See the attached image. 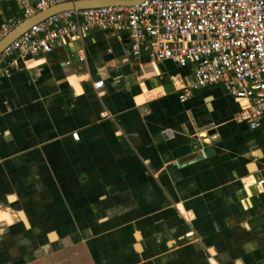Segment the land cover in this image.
Wrapping results in <instances>:
<instances>
[{
  "label": "crops",
  "instance_id": "crops-1",
  "mask_svg": "<svg viewBox=\"0 0 264 264\" xmlns=\"http://www.w3.org/2000/svg\"><path fill=\"white\" fill-rule=\"evenodd\" d=\"M130 46L95 28L1 71L0 264H264V117Z\"/></svg>",
  "mask_w": 264,
  "mask_h": 264
},
{
  "label": "built area",
  "instance_id": "built-area-1",
  "mask_svg": "<svg viewBox=\"0 0 264 264\" xmlns=\"http://www.w3.org/2000/svg\"><path fill=\"white\" fill-rule=\"evenodd\" d=\"M62 1L67 0L28 4L23 17L0 27V39L24 19ZM95 28L113 30L122 39L126 35L129 54L138 55L145 46L155 61L191 66L182 99L193 89L222 85L240 102L235 118L253 129L259 126L264 117V0H144L56 12L33 23L0 51V74L19 57L52 52L59 40L83 37ZM174 82L181 84L182 79ZM103 84L99 81L95 87ZM173 134L165 131L166 137ZM73 137L78 139V133ZM200 142L191 145L199 157Z\"/></svg>",
  "mask_w": 264,
  "mask_h": 264
},
{
  "label": "water",
  "instance_id": "water-1",
  "mask_svg": "<svg viewBox=\"0 0 264 264\" xmlns=\"http://www.w3.org/2000/svg\"><path fill=\"white\" fill-rule=\"evenodd\" d=\"M144 0H67L58 2L54 5H51L45 8L42 11H39L30 17L23 20L17 26H15L7 35L0 39V51L13 39L18 37L23 31L30 27L33 23L38 20L49 16L50 14L68 10V9H83L90 7H99V6H109V5H136ZM213 150V147L208 146L203 149L202 156L209 155ZM192 151L191 144H185L181 147H178L173 150L174 157H180L184 154L190 153Z\"/></svg>",
  "mask_w": 264,
  "mask_h": 264
}]
</instances>
